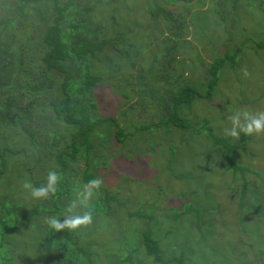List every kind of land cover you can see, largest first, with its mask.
Returning a JSON list of instances; mask_svg holds the SVG:
<instances>
[{
    "label": "rangeland",
    "instance_id": "374dc122",
    "mask_svg": "<svg viewBox=\"0 0 264 264\" xmlns=\"http://www.w3.org/2000/svg\"><path fill=\"white\" fill-rule=\"evenodd\" d=\"M144 2L111 0L94 9L92 21L106 29L110 26L105 22L108 12L116 9L111 25L114 28L121 25L128 33H133L129 39L133 58L139 61L138 67L146 76L152 58L159 61L165 51L166 35L162 23L158 19L157 23L151 20ZM215 2L219 0L178 1L169 6L175 13L185 15L182 41L175 51L177 54L169 75L182 74L204 95L207 70L212 61L223 58L227 50L233 53L244 39H251L242 44L234 66L227 60L218 70V85L211 98L196 99L187 110L186 118L191 123L207 119L215 134L225 136L224 129L230 126L228 116L234 111L243 108L264 110V49L256 52L253 47L262 37L264 21L256 8L243 2L238 11L242 19L232 29L230 16L221 21L212 11L218 7ZM106 31L110 38L113 37L112 32ZM143 32L147 33V38H143ZM107 49L111 52L113 67L115 63L116 67L105 73L106 80L94 89L95 117H116L126 133H135L134 126H145L158 120V109L151 105L158 92L144 104L137 95L136 71L118 65L116 46ZM119 67L121 73L110 79ZM245 68L250 74L248 77L243 75ZM35 77L42 79L38 74ZM164 82L167 83V76ZM158 91L162 92L163 87L158 86ZM42 99L47 104L51 95L45 94ZM111 132L109 146H97L90 153L102 157L104 162L102 164L97 158L93 164L90 162L89 173L104 181L92 201L94 210L103 196L109 198L108 204L113 209L111 214L104 215L105 220L110 217L109 221L99 224L98 217V225L89 227L93 233L90 239L96 241L98 252L92 264L109 263L107 246L114 252L123 248L116 254L119 258L126 256L127 248L136 246L131 255L133 264H155L153 258L146 255L140 239V233L148 228L160 246V264H264V135L250 137L234 152L238 163L249 169L243 176L239 173L234 178L223 170L226 166L221 152H212L211 143L203 136H193L189 131L175 128L167 133L154 129L136 133L126 138L125 143H120L114 138V130ZM17 134L0 126V141L10 142L14 149L22 146L26 151L16 158L33 164L31 149L23 137L22 142H16L20 139ZM168 141L174 147V156ZM96 161L101 165H94ZM167 164L171 166L168 168ZM76 165L78 177L74 183L77 189L82 186V172L87 167L83 159ZM8 175L10 186L0 184V201L4 200L6 191L10 201L22 204L25 210L39 203L40 200H33L21 189L22 182L30 180L21 177L27 175L24 171L18 177L9 169ZM44 176L45 171L35 175L36 178ZM185 208L188 212L174 220L176 213ZM195 210H200L197 219L193 214ZM135 213L150 218H139ZM13 241H18V252L13 254L16 258L33 254L32 248L25 247L26 235L13 234L7 242Z\"/></svg>",
    "mask_w": 264,
    "mask_h": 264
},
{
    "label": "trees",
    "instance_id": "16d2710c",
    "mask_svg": "<svg viewBox=\"0 0 264 264\" xmlns=\"http://www.w3.org/2000/svg\"><path fill=\"white\" fill-rule=\"evenodd\" d=\"M109 1L111 0H0V126L6 127L11 133H18V143L22 142L23 137L33 157V164L17 159L16 156L26 150L22 146L14 149L10 142L0 141V184L10 186L9 169L14 170L18 177L24 171L27 175L21 177L30 178L36 186L45 183L50 170L62 174L58 193L48 200H40L28 210L22 204H13L5 191L4 200L0 201V264H92L98 253L96 241L90 239L92 230L88 227L75 232L66 230L56 233L48 227L46 218H62L65 206L76 191L74 180L78 177L76 164L79 160L83 159L87 167L82 172V185L94 178L89 173L90 162L93 164L95 158L102 164L104 162L101 161L102 157L100 159L96 154L91 156L90 153L97 146H109L111 130H114V138L120 143H125L126 138L136 133L148 130L156 129L167 133L175 128L189 131L193 136H203L208 140L212 152H221L226 166L223 170L231 173L234 178L239 173L243 176L249 170L238 163L234 152L241 149L250 137L242 134L239 140H234L217 135L207 119L191 123L186 114L196 99L211 98L212 91L218 85V70L227 60L234 66L242 44L251 39H244L233 53L227 50L223 58L212 61L207 70L206 94L203 95L182 74L169 75L173 69L172 63L175 62V51L182 41L185 16L175 13L169 6L178 1L190 3L191 0H145L143 6H147L151 20L157 23L158 19L166 35L165 51L159 61L152 58L146 76L142 75V69L138 67L139 61L133 58L132 42L129 41L133 33H128V29L121 25L116 28L111 25L116 9L108 12L105 22L110 26L106 29L92 21L94 9ZM243 2L256 8L264 21V0H219L215 4L221 8H213L212 11L221 21L228 20L230 16L233 29L242 19L238 11L239 4ZM226 9L229 10L225 16ZM105 30L112 32L113 37L110 38ZM261 35V39L254 42L256 52L264 49V31ZM142 36L147 38L148 35L143 32ZM115 46L118 48V65L136 71L137 95L142 102L147 104L150 98H154L153 93L158 92L151 104L158 109V120L149 125L134 126L135 133H126L119 126L116 117H95L97 107L94 89L106 80L104 74L116 67L115 62L113 67V58L107 49ZM122 68H117L116 73L109 78L121 73ZM36 74L42 79L37 80ZM165 76L167 83L164 82ZM158 86L163 87L162 92L158 91ZM48 93L51 99L44 104L42 96ZM94 140H98V143L95 144ZM172 140L173 138L170 139ZM185 143L186 141L184 145ZM169 147L174 156L171 142ZM97 161L94 165H101ZM167 166L169 168L171 165ZM44 171L46 176L35 177ZM108 199L106 196L99 199L98 208L93 214L94 227L95 223L98 225V217L101 220L99 224L110 220V217L105 220L104 216L111 214L110 210H113ZM262 200L264 203V194ZM186 209L177 212L173 219L185 215L188 212ZM199 212L200 210H195L193 213L196 219ZM128 214L131 216V213ZM135 215L150 218L141 213ZM121 222L125 221L121 219ZM13 234L28 237L25 247L34 250L32 255L19 259L13 256L16 254L14 252H18V241L7 242ZM140 239L146 255L153 258V263L160 264V246L151 235V230L148 228L141 232ZM122 249L118 248V252H114L107 246L105 251L109 252L110 258L108 264H133L131 255L136 246L127 248L129 250L126 256L119 258L116 254Z\"/></svg>",
    "mask_w": 264,
    "mask_h": 264
},
{
    "label": "clouds",
    "instance_id": "9594fccd",
    "mask_svg": "<svg viewBox=\"0 0 264 264\" xmlns=\"http://www.w3.org/2000/svg\"><path fill=\"white\" fill-rule=\"evenodd\" d=\"M243 75L250 74L243 69ZM229 127L224 129V135L239 140L241 135L247 137L264 135V110L238 109L228 116ZM62 174L56 170L47 173L45 183L34 185L30 180H24L21 189L33 200H48L54 197L60 188ZM103 179L97 177L90 179L78 187L74 196L69 200L62 213V218L50 216L46 224L54 232H75L85 229L93 224L94 206L92 201L103 186Z\"/></svg>",
    "mask_w": 264,
    "mask_h": 264
}]
</instances>
